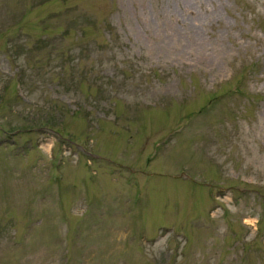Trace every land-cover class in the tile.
Listing matches in <instances>:
<instances>
[{"label": "rangeland", "instance_id": "1", "mask_svg": "<svg viewBox=\"0 0 264 264\" xmlns=\"http://www.w3.org/2000/svg\"><path fill=\"white\" fill-rule=\"evenodd\" d=\"M0 264H264V0H0Z\"/></svg>", "mask_w": 264, "mask_h": 264}]
</instances>
